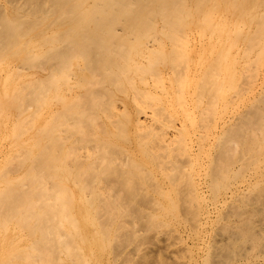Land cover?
Listing matches in <instances>:
<instances>
[{"label": "bare ground", "instance_id": "6f19581e", "mask_svg": "<svg viewBox=\"0 0 264 264\" xmlns=\"http://www.w3.org/2000/svg\"><path fill=\"white\" fill-rule=\"evenodd\" d=\"M0 264H264V0H0Z\"/></svg>", "mask_w": 264, "mask_h": 264}]
</instances>
